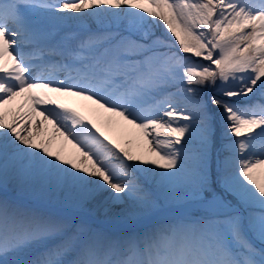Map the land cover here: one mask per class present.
I'll return each mask as SVG.
<instances>
[{
    "label": "snow or ice",
    "instance_id": "obj_1",
    "mask_svg": "<svg viewBox=\"0 0 264 264\" xmlns=\"http://www.w3.org/2000/svg\"><path fill=\"white\" fill-rule=\"evenodd\" d=\"M73 20L107 27L66 31ZM256 92L264 0H0V159L14 175L106 219H149L180 199L205 209L118 236L0 199V264H264V103H239ZM105 114L147 155L112 139Z\"/></svg>",
    "mask_w": 264,
    "mask_h": 264
},
{
    "label": "bare ground",
    "instance_id": "obj_2",
    "mask_svg": "<svg viewBox=\"0 0 264 264\" xmlns=\"http://www.w3.org/2000/svg\"><path fill=\"white\" fill-rule=\"evenodd\" d=\"M77 25L79 28H77L74 33H81L83 34L85 32L84 29H87L89 27V24L85 21H79L77 22ZM107 26V25H105ZM83 27V28H82ZM70 31V30H69ZM73 32V31H71ZM250 99L245 100L241 99L239 103L241 105L245 104H254V103H264V101H261L258 97L256 98L255 95L249 94ZM19 103V99L17 101H14L12 105L9 107L15 108L16 104ZM73 106H76L78 108L83 109L84 105H87L89 102L73 99L71 101ZM92 116V113H86ZM106 116L105 119L97 118V122L100 123L101 127L106 131V133L117 142L124 144L125 141H133V147L134 149L140 153L147 155V145L142 144L141 147L135 148V141H136V133L135 130L131 129L130 126L125 127H111L106 123ZM94 118H96L94 116ZM46 135L52 134V129L49 126L46 133ZM218 134L221 136V142L222 146L225 143V140L223 138L222 132L218 131ZM53 150L56 151H62V153L66 157H71L75 153V149L73 148L72 144L68 143L67 141H63L61 138L57 136L56 139L53 141ZM225 153L223 151V147L221 149L219 160H222ZM8 165L6 168H4V174H0V199H6L13 205L25 209L27 211L43 215V216H52L51 214L44 213L40 211L39 209H36L33 207L35 202H44L42 204L43 207L47 208H53V211L56 212H63V219L67 221L68 223L79 225L81 223L89 225V221L85 218V216H78L81 217L80 219L76 218V215H88V219H90L91 223L99 222V224L105 226V232L109 235H118V236H127L130 234H135L138 232H141L145 229V227L151 226L155 224L157 221H164L166 219H172L173 217L177 216H185L182 212H184V209L182 206L188 205V204H195L190 203L188 199H180L177 200L175 204V210H177L175 213L173 212V216H162L163 213L153 216L149 219H143L140 217H132V218H124V217H116L113 219H106L102 212L97 210V203L93 202L92 204L88 205L85 208L78 207L73 202V194L69 192V190L65 189L61 191L60 189H56L55 187H48L43 184H41L39 181H33V180H23L17 176L14 175L11 166L10 161H4L3 159H0V167L4 165ZM213 171L215 172L216 169L213 167ZM30 185H27V184ZM147 185L154 189L155 191H159L158 186L154 185L151 178L147 179ZM35 186V187H34ZM58 193V195L56 194ZM181 206V208H179ZM195 206L199 209L195 210L197 219L198 220L203 216V213L205 209L199 205L195 204ZM123 206H119L115 209V211H119L120 208ZM177 208V209H176ZM182 211V212H181ZM73 213L75 216H69L68 214ZM180 214V215H178ZM85 217V218H84ZM59 218V217H57ZM120 227V229H115V227Z\"/></svg>",
    "mask_w": 264,
    "mask_h": 264
},
{
    "label": "rangeland",
    "instance_id": "obj_3",
    "mask_svg": "<svg viewBox=\"0 0 264 264\" xmlns=\"http://www.w3.org/2000/svg\"><path fill=\"white\" fill-rule=\"evenodd\" d=\"M77 22H78V20H73L70 24H67L66 25V31H69L70 30V32L73 31V33H74V31L77 28H79V26L77 25ZM86 22L89 24V27L87 29L91 28L93 31H95L97 29H102L103 27H107L105 25L104 26L100 25L99 22H97L96 20H92L91 22L86 20ZM112 28H113V31L119 30L118 26H115V25H113ZM87 29H84V30L86 31ZM154 31H155V34L157 36H160L162 38H165V39L169 40L170 42H174V37H171L170 34H167L166 33L165 28L163 27L162 24L160 26H158L157 28H155ZM174 50H178V49H174ZM205 63H207V62H205ZM171 90L172 91H175V89H171ZM255 96H256V98L258 97L261 101H264V99L261 98V94L259 92H256ZM205 98H207V97H205ZM215 111L216 112H219V109H215ZM221 149H222L221 136L217 133L216 152L214 153V160L215 159H220L219 158V155H220ZM213 167L215 168V164L213 165ZM27 185H30V184L28 183ZM56 194L58 195V193H56ZM184 209H185L184 212H182V211L181 212L185 216L189 217L191 220L197 219V216H196V213L194 212V209H189V208H188L189 210H187L186 208H184ZM166 213L168 214V212H166ZM175 213H178V212H175ZM167 214H165V215H167ZM172 214L173 213L169 212V214L167 215V217L170 216V215H172ZM84 215H85V217H87V218H85V217L84 218L87 219L90 222L89 225L92 228H94V229H100V230L105 231V229H104V228H106L105 226L99 224V222L91 223L92 221L90 219H88L89 216L86 215V214H84ZM178 215H180V214H178Z\"/></svg>",
    "mask_w": 264,
    "mask_h": 264
}]
</instances>
